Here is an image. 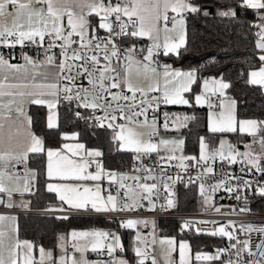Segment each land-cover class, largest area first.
Returning a JSON list of instances; mask_svg holds the SVG:
<instances>
[{
	"label": "snow or ice",
	"instance_id": "snow-or-ice-1",
	"mask_svg": "<svg viewBox=\"0 0 264 264\" xmlns=\"http://www.w3.org/2000/svg\"><path fill=\"white\" fill-rule=\"evenodd\" d=\"M60 5L53 7L52 0H0V19L8 16L13 17V24L11 27L0 24V46L14 48L17 45L25 47L28 45H36L38 48H43L47 37V47L44 49L45 59L43 61L35 60L29 55L22 52L21 58L23 64H11L8 59L0 55V98L4 96L12 97L7 103L0 100V131L3 130L5 122L10 124H18L21 129L26 131L30 143L22 152H5L0 153V162L14 160L17 163L23 161L27 162L28 153H42L45 151L42 141L32 134L30 128H25L24 119L25 113L23 105L28 102L35 105H45L49 109L47 126L49 129L57 128V121L55 113L52 111L56 108L57 102L61 99L68 102H77V107L92 110L93 126L104 127L105 120L108 121V127L112 129L113 141L118 142L117 147L121 151H129L135 155V159H140L141 155H150L158 153L160 146L170 153L166 159L168 161L179 159L180 163L177 165L181 168H187L191 165H186L185 161L195 160L197 166L202 165V171L198 173L196 180L207 173H212L213 168L208 165V161L215 160L217 157L220 161L227 164H236L238 158L243 167L241 171H245L247 167L249 172L253 175H264V121L240 119L235 115V102L231 101L227 104L223 100L216 105L211 100L209 93L215 96L225 98V90L230 87V84L221 79H204L203 92L194 94L196 105H204L210 109L218 107L220 111L210 112L208 116V131L210 133H235L247 134L253 138V143L259 141L261 152L254 153L252 146L246 144L248 149L245 152H239L234 145L226 140H220V148L211 155L206 152L207 144L203 138L200 140V155L199 157L175 155L178 151H183V140H164L161 139L159 144L153 141V137L157 135V125L155 120L150 121L147 113L149 109L155 112L159 105H190V100L185 97V93L193 91V85L198 83L197 70L181 71L174 69L171 65L163 64L158 59H153L154 56H168L170 54H179L181 48L186 49V32H185V17L184 13L199 14L201 9L199 6L192 3V0H153L150 4L143 3V0H84L82 5H77L73 8L71 0H57ZM47 4V10L43 7H36V5ZM240 5L243 8L251 9L257 13L258 19L261 21L257 27L259 31L256 33L258 39L256 41V48L260 50L258 59L261 66L258 70H252L248 73V83L252 85H259L264 88V0H240ZM169 11L175 15L169 16ZM145 12H150L149 16H145ZM90 15L100 17L97 25H94L87 19ZM204 15H209L204 12ZM222 17H235L234 10L218 12ZM67 16V30L62 23L63 17ZM109 17H114L109 20ZM127 17L125 21L123 18ZM163 20L165 27L163 29L158 27L159 21ZM171 23V28L167 27ZM119 31H116V28ZM99 29H104L109 33L108 37H101L98 34ZM163 32V43L160 42V34ZM74 36L80 38L79 48H74L73 45L77 43ZM148 37L153 42L146 48H141L137 52L135 45L132 47L120 48L119 44L114 43L113 38L120 39L121 42L125 38ZM57 41L61 43L57 45ZM95 41V43H93ZM103 45L104 56L103 59L107 63L101 65L98 55L94 54ZM55 47H59L60 63L56 65L59 69L58 73H49L47 71L38 72L37 68L41 65H55L57 59L56 54L49 55V52ZM147 53L144 55V53ZM71 53V55H70ZM93 53V54H89ZM121 55L127 63L121 61ZM142 56L143 59H139ZM115 58L117 64L123 69V75L118 70L116 65H113L112 59ZM79 61L81 63H71ZM136 65L137 71H143L146 78L154 81L150 83L147 88L133 85L129 79V71ZM162 69V71L160 70ZM68 73L61 75V73ZM75 72V75L72 73ZM98 73V75H97ZM86 76L90 88H81L73 93L72 89L75 87V81L78 77ZM38 77L40 82H37ZM68 81L67 85L61 86L59 81ZM161 80L163 81L161 85ZM17 89L18 91L4 92L2 89ZM114 89H120L119 92H113ZM125 89L127 91H125ZM159 92V95H149L150 93ZM131 92L132 95H127ZM83 93V95H81ZM107 93L111 96V101H108L104 95ZM137 94L142 99L139 105L136 103ZM16 97H19L17 100ZM123 100L126 103L121 105L118 101ZM103 101V103H101ZM112 102H117L113 107ZM16 112V116L8 115L9 112ZM97 109L104 111L105 115L100 117L95 115ZM127 109V110H126ZM79 119H86L84 115L77 112ZM144 117L143 121L140 117ZM167 118V113H165ZM179 122L177 127H184L187 121L194 119V117L184 116L177 117ZM123 120L121 124L118 121ZM31 121L28 120V125ZM165 129L170 126L165 121ZM119 129L117 132L116 129ZM136 129H147L146 132H138ZM145 136L147 138H145ZM64 140H76L77 136L64 135ZM63 150L71 152L72 156H79L80 161L70 159L64 154ZM63 150H47V181L46 190L48 193L55 194L56 198L61 202V206L54 211H84L95 213H114L132 210L134 208L143 207L142 200H147L150 209L155 208L154 197L159 199V192L154 191L158 189L157 183H137L135 188L128 185L127 188L134 192L131 197L132 203L119 199V190L117 194L113 195L111 189L107 197L101 195V188L97 185L94 189L88 186H80L76 184L66 183L67 181H99L102 174L111 176L113 180L116 179L115 173H105L103 169L98 168L95 174L88 172L90 164L96 163L93 159L86 160L84 156L85 146L82 143H76L73 146L65 143ZM102 153L99 150L87 151L88 157H100ZM165 157L161 156L160 160ZM8 165L0 163V193H7L11 197V190L4 186L2 178L5 175H15L14 173H7ZM140 169H136L139 171ZM36 178V172L29 170L28 175L24 178V190H30V180ZM233 177L225 174V177L210 186L211 193L223 190L229 196L237 201L243 200V206L240 212L249 211L246 197L240 194L241 189H248L252 187L251 180H243L242 177H235L240 183L235 187L228 181ZM132 179L139 181L140 177L121 174L119 176V189L126 187L124 181ZM145 181L156 180L153 175L143 177ZM169 180L172 178L169 176ZM177 180L182 181L179 175ZM65 183H60V182ZM195 180L189 177L187 183H194ZM164 190L167 192L166 205L161 204L162 210L166 208H173L175 201L172 199V186L161 180ZM173 184L176 181H172ZM138 189L139 191H136ZM19 191V189H15ZM200 195L205 206H212L216 212H220L219 207L212 204V196L208 194L209 188H206L203 180L199 184ZM256 193L264 197V184L259 181L256 182ZM127 195V192L125 193ZM3 201H0L2 203ZM63 205H68V209H64ZM12 207V204L8 205ZM19 206L26 207L21 204ZM235 213V209H232ZM61 219H68L67 216L57 217ZM111 218V217H109ZM14 217L0 216V222L4 220H14ZM147 221L127 219L122 220L120 227L132 229L138 224H147ZM213 225L212 229H208V225ZM196 226L197 233L206 232V234L213 237L227 238L229 241L235 240V243L229 245V249H236V260L229 259L227 264H264V238L259 244H253L248 239L243 241L235 236L236 229L234 222L216 226V221H185L183 228H191ZM15 231V229H13ZM241 232L253 233L257 232L264 237V227H256L254 225H241ZM6 233L0 230V264H57L53 260V254L50 251H45L40 248L39 261L34 260L31 255L34 245L29 241L15 240L11 243L5 242ZM73 240L83 241L82 247L75 246L77 251L82 253L78 259H73L72 264H129L123 258H117L114 252L117 249L123 251L120 244V237L113 232L91 230V231H73L71 233ZM63 239V238H61ZM109 239L112 243H105ZM137 241L143 243V238L137 233ZM166 244L169 249V255L174 248L175 241L172 239L161 241ZM240 245V247H237ZM91 248V251L98 255H103L106 249L109 259L107 261L99 260L90 262L83 257V252ZM256 251H252V248ZM5 251H7V258H5ZM136 256L139 258L137 264H144L146 252L140 248L134 249ZM189 245L181 242L179 244V264H190V257L187 255ZM224 250H218L215 255H208L197 253L195 260L197 262H210L220 259V254ZM247 252L250 259L245 260L243 254ZM258 257V258H257ZM58 264H66V261L61 258ZM153 264H156L153 261ZM171 264V262H169Z\"/></svg>",
	"mask_w": 264,
	"mask_h": 264
},
{
	"label": "trees",
	"instance_id": "trees-1",
	"mask_svg": "<svg viewBox=\"0 0 264 264\" xmlns=\"http://www.w3.org/2000/svg\"><path fill=\"white\" fill-rule=\"evenodd\" d=\"M199 6V14L185 13L186 49L181 48L179 54L164 56L170 65L178 67H192L197 70L198 77H219L230 84L225 90L227 97L235 102V115L237 118H252L257 121L264 119V97L261 89L247 82V73L259 64L256 56L254 42L258 39L250 26L257 18L256 12L241 7L239 0H192ZM234 10L235 17H222L218 12ZM209 15L205 16L204 12ZM129 43L139 46L142 40L125 38ZM161 57V56H160ZM189 117L186 126L181 130L184 134L183 151L195 153L199 136H202L208 147H213L218 142L221 133H210L206 127L205 107H184ZM28 113L32 129L40 134L44 147H57L60 142V133L74 131L77 139L87 148H97L102 165L115 169L128 167L133 160L130 152L119 151L117 142L113 141V132L107 127H90L71 121V110L58 107L57 128L49 129L44 123V109L30 106ZM229 141L238 148L241 143L250 139L249 135L223 133ZM26 169L36 172L33 180V190L25 195L24 207L27 210L53 209L61 206L52 193L44 188V154L32 153L27 156ZM172 199L175 201V210H192L203 207V199L197 185L176 184ZM251 209L264 213V197L251 199ZM64 207V205H63ZM68 219L54 214H41L22 212L16 214V233L18 239H25L36 248H44L53 254L57 262L59 256L66 257V241L63 252L59 249L60 235L66 240L71 230L87 229L92 226H116L121 253L129 264H137L138 260L133 252V232L127 228L119 227L114 221H109L102 216L66 215ZM183 223L171 219H160L158 227L167 234L174 235L177 239H186L192 252L205 251L213 253L216 247L222 245V240L206 232L197 233L193 226L183 228ZM219 262V260H217Z\"/></svg>",
	"mask_w": 264,
	"mask_h": 264
},
{
	"label": "built area",
	"instance_id": "built-area-1",
	"mask_svg": "<svg viewBox=\"0 0 264 264\" xmlns=\"http://www.w3.org/2000/svg\"><path fill=\"white\" fill-rule=\"evenodd\" d=\"M240 1V0H239ZM114 17H109V20H113ZM125 21L127 19L123 18ZM67 30V27H65ZM251 29L253 32L257 33L258 29L251 25ZM116 31H119V28H116ZM101 37H108L109 33L105 31L103 34L100 35ZM73 39L77 41L76 44L73 45L74 48H79V40L80 38L78 36H74ZM125 40V39H124ZM123 42H121L120 39L113 38L114 43L119 44L120 48L123 49L126 47V45ZM47 37L44 43L43 48H38L36 45H28L25 47H21L20 45H17L14 48L11 47H4L0 46V55L4 56L8 61H18L21 59L22 52L29 55L35 60L43 61L45 59L44 56V49L47 47ZM57 45H59L61 42L57 41ZM95 43V41L93 42ZM60 51L61 49L59 47H55L49 52V55L56 54L57 59L63 58L60 57ZM90 55L93 53H89ZM98 55L99 59H102L104 56L103 52V45H101V48L97 50L96 53ZM71 55V53H70ZM123 57V55H121ZM115 59V58H113ZM112 59V60H113ZM153 59H158L163 64L170 63L167 60H161L160 55L154 56ZM71 63H81L79 61L71 62ZM68 73H61V75H67ZM75 75V72L72 73ZM98 75V73H97ZM64 85L68 84V81L61 80ZM81 88H90V85L88 83V79L86 76L78 77L75 81V87H73L72 91L73 93L77 92ZM83 95V93H81ZM151 95H159V93H150ZM63 96V94H62ZM61 96V99L57 102L58 107H66L71 110V121L78 122L81 125H86L90 127H99V126H93L94 120L92 119V110L91 109H85L83 107H77V102H68L64 100ZM108 101H111V98H107ZM142 99V97L137 94L136 103L139 105V101ZM214 100H219V97H214ZM103 103V101H101ZM113 107H115L117 102H112ZM119 104L123 105L126 102L123 100L118 101ZM166 105H159L157 110L153 112L151 109H149L147 116L152 121L155 120V123L157 125V135L153 137V141L157 140L159 137V134L162 131H166L164 124L165 121L169 124L171 127L170 118L167 115V118L165 117L166 113ZM127 110V109H126ZM79 112L82 115L86 117V119H79L76 115V113ZM95 115H98L100 117H103L105 115L104 111L97 109L95 112ZM104 127H108V121L105 120ZM170 127L168 129H170ZM167 129V130H168ZM159 155L157 153H152L150 155H143L140 157V159L132 160L130 165L128 167H125L123 169L118 170V174H130L132 176H139L144 177L148 175H153L156 177V180H150V184L157 183L158 189L154 191L159 192V199H154L155 208L152 210L150 209V205L147 200H142L141 204L143 207H138L137 209H132L128 211H122V212H114V213H94V212H55V211H49V210H22L21 212H34V213H41V214H54V215H86V216H102L108 219L109 221H114L117 225L120 226V223L122 220L126 221L128 218L135 217V218H150L151 223L146 227V230L142 234L143 238V250L146 252V257L144 258V264H152L154 261L155 256V240L158 236L161 234H167L164 230H160L158 227V221L160 219H171L176 220L178 222L184 223L185 221H199V220H207V221H216V226H221L224 224H227L229 222H234V227L236 229L235 236L237 239L243 241L245 239L250 240L253 242V244H259L261 242V239L264 237H261V235L257 232L253 233H246L241 232L240 227L241 225H254L256 227H264V213L263 212H256L251 209V199L255 197H261L258 193H256V182L259 181L261 184H264V175L262 174H256L253 175L252 172L255 170H252V172H249L247 167H245V171H241V168L243 167L242 163L239 162L240 158H238V162L236 164H227L219 160L217 157L215 160H209L208 165H210L213 168L212 173L204 174L200 177V180H203L205 183L206 188H209L208 194L212 196V204L215 207L220 208V212H216L214 210V207L212 206H204L199 207L197 209L192 210H175L173 208H166L164 210L161 209L160 205L165 204L166 205V198H167V192L164 190L163 185L161 183V180H163L165 183H168L172 186V190L175 187L176 184H184V185H197L199 186L200 180H196L195 178L198 176V173L202 171V165L197 166L195 160L193 161H185L184 163L186 165H191L187 168H181L177 165L180 163L179 159L168 161L166 157L169 155L168 153L160 152L158 151ZM165 157L164 160H160V157ZM86 160H93L91 158H86ZM96 163L90 164L89 167L93 168L96 172L98 168L102 169V162L100 159L95 158L94 159ZM8 165L6 171L7 173H14L15 175H19L22 177H26L28 175L26 171V165L25 162L21 161L17 163L14 160H9L6 162ZM136 169H140L139 171H136ZM228 174L232 176L233 178L230 179L228 182L233 185L234 187L240 183L235 177H242L243 180H251L252 181V187L248 189H241L240 194L242 197H246L247 199V206L249 211L247 212H240V208L243 206L244 201L240 200L237 201L236 199L229 196V194L226 191L220 190L216 192L215 194L211 193L210 186L214 185L217 181L225 177V174ZM181 177L182 181L177 180V176ZM171 177L172 179L169 180L168 177ZM189 177H192L195 182L194 183H187L189 181ZM172 181H176L175 184L172 183ZM129 182H135L132 179H127L124 181L125 185H127ZM110 189L113 192V195L117 194V190H119V199L126 200L125 198V188L119 189V181H113L110 183ZM33 190V180H30V190L25 191V194H30ZM235 209V213L232 212V209ZM3 209H0V212H2ZM12 211V210H11ZM14 212V210L12 211ZM111 217V218H109ZM196 227L195 225H193ZM213 225L209 223L208 229H212ZM93 228H96V226H93ZM107 232H113L116 233V229L114 226H110L106 228ZM117 235V233H116ZM222 240V245L218 250H224L220 254L219 261L222 264H227V261L229 259L236 260V249H229V245L232 243H235V240L229 241L227 238H220ZM77 240H73L71 238L69 242L67 243L66 247V254L70 255L73 252L74 246L76 245ZM105 243H112V240L109 239L108 241H105ZM237 247H240L238 245ZM252 251H256V249L253 247ZM93 256L97 261L104 260L107 261L109 259V256L107 255L106 249L104 250L103 255H98L96 252H92ZM114 255L117 257L121 255V250L117 249L114 252ZM243 258L245 260L250 259L248 257L247 252L243 254ZM258 258V257H257Z\"/></svg>",
	"mask_w": 264,
	"mask_h": 264
},
{
	"label": "crops",
	"instance_id": "crops-1",
	"mask_svg": "<svg viewBox=\"0 0 264 264\" xmlns=\"http://www.w3.org/2000/svg\"><path fill=\"white\" fill-rule=\"evenodd\" d=\"M71 2H72V5H73V8H76L77 5H82L84 3V0H71ZM152 2H153V0H143V3H145V4H150ZM52 3H53V7L54 8L60 6L57 3V0H52ZM36 7H43L45 10H47V4H44V5H36ZM144 15L147 17V16L150 15V12H145ZM168 15L171 17V16H173L175 14L174 13H171L169 11ZM184 15H185V13H184ZM256 15H257V13H256ZM124 18L127 19V17H124ZM87 19L90 20L94 25H97V26H98V23L100 21V17L99 16H96V15H90V16L87 17ZM62 23L64 24L65 27L67 26V16L63 17ZM260 23H261V21L258 19V16L252 22L253 25H258ZM0 24L7 25V26L11 27L12 24H13V17L12 16H8V17H6L4 19H0ZM158 27L161 28V29H163L165 27V23H164L163 20L159 21ZM167 27L171 28V23L170 22L168 23ZM250 28H251V26H250ZM255 28H257V27H255ZM105 31L106 30H104V29H99L98 34L101 35ZM258 31H259V29H258ZM253 33L256 35L255 32H253ZM136 39H139V40H142L143 41V42H141V44L139 46H135L137 52H139V50L141 48H146L147 46H149L153 42L148 37H137ZM160 42L163 43V32H161V34H160ZM124 44L126 45V47H132L134 45L133 43H129L127 39L124 40ZM257 51H258V53H257L256 56L258 57L260 51L259 50H257ZM146 54L147 53L145 52L144 55H146ZM170 55H173V54H170ZM160 56H161L160 57L161 60L164 59L163 58L164 57L163 55H160ZM61 59L62 58L56 59L55 65H46V66L41 65V66H39L37 68V71L38 72L47 71L49 73H58L59 72V69L56 67V65H58L60 63V60ZM139 59L142 60L143 57L140 56ZM121 61L123 63H125V64L127 63V61L124 60V56L121 57ZM9 63L14 64V65L15 64H23L24 61L21 58L18 61H9ZM100 63H101V65H103V64L107 63V61H105L102 58V59H100ZM112 63H113V65H116L117 66L118 70L121 71V74L123 75V69H121L119 67V65L117 64L116 59H113L112 60ZM171 66L174 69H178V70H181V71H189V70L195 69V68H192V67H178V66H173V65H171ZM260 66H261V64L259 62V64L255 68L250 69L248 71V73L250 71H252V70H258ZM160 70L162 71V69H160ZM248 73H247V81H248ZM217 78H219V77H213V76H208V77H201L200 76V77H198V83L195 84V85H193V91L190 92V93H185L184 94L185 97L190 100V105H166V107H167L166 108V113H167L168 117L170 118V120H171V114L173 112L182 114L183 117L184 116H189L185 112V110L183 109L184 107H191V106H193V107H205V106L196 105L195 98H194L193 95L199 89H203V80L204 79L210 80V79H217ZM129 79L133 83V85L138 86V87H143V88H147L150 83H153L154 82V81L146 78L142 70L141 71H137V68H136V65L135 64H133V67L129 71ZM37 82H40V78L39 77L37 79ZM59 83H60L61 86H64V84L62 83L61 80L59 81ZM162 83H163V81L161 80V85H162ZM256 86H258L261 89V91L263 93V97H264V88H261L259 85H256ZM2 91H4V92H8V91L15 92V91H18V90L17 89H8L7 87H5L4 89H2ZM112 91L113 92H119L120 89H114ZM125 91H127V90L125 89ZM155 93H159V92L157 91ZM104 95L107 98H111V96L108 95L107 93H105ZM127 95L131 96L132 94L130 92H127ZM209 96H210V98H211V100L213 101L214 104H216V105L219 104L218 102H219V100H220L221 97H219L218 94L215 95V96H213V95H211V93H209ZM216 96L219 97V100H217V101L214 100V97H216ZM225 96H226V94H225ZM227 98H229L232 101H234L230 97H227ZM11 99H13V98L12 97H9V96H4V97L0 98V100H2V102H4V103H7ZM16 99L18 100L19 97H16ZM30 106H38V107H42L44 109V123H45L46 126H47V122H48L49 109L45 105H35V104H32V103L26 102L23 105V111L25 113L26 119L24 117L21 118V119H24V126H25V128H30L32 134L35 135L37 138H39L42 141V145L44 147L42 136L40 134H38L37 132H35L32 129L31 124L28 125V120L31 121L30 115L28 113V110H29V107ZM205 109H206V107H205ZM52 111L55 113V117H56V121H57L58 120V105ZM8 115H10L12 117H15L16 116L15 110L13 109V111L9 112ZM143 119H144L143 116L140 117V120H143ZM118 122L119 123H124L123 120H119ZM107 128H109V127H107ZM183 128L184 127H179V129L177 131H171V127H170V129H168L166 131H162L159 134L158 139L155 140L154 142H156L157 144H159L158 142L161 139H164V140H177V141L183 140L184 141V134L181 132V130ZM64 135H68V136L76 135L77 136L76 132H74V131H63V132L60 133V138H61L60 144L57 147H46V148L44 147L45 151L42 152L44 154V176H45V179H46L45 180V183H44L45 190H46V181H47V175H46V172H47V150L48 149H52V150H63V145L65 143L69 144L70 146H73L76 143H82L78 139H76V140H71V139L64 140L63 139V136ZM222 135L226 136L225 134H222ZM145 138H147V137H145ZM201 138H203V137L202 136H199V138H198V144H197V151L195 153H186L184 151H182V152L181 151H178V152L175 153V155L177 157H179L181 155H186V156H194V157H197L198 158L199 155H200V140H201ZM218 142H219V138H218ZM28 143H30V139L27 137L26 131L24 129H21L18 124H10V123L5 122L3 130L0 131V153H5V152H9V151H12V152H22L26 148V146H27ZM117 149H118V147H117ZM92 150H99V149H97V148L93 149V148H87V147H85V152H84L85 159L86 158H91V159L98 158V159L101 160L100 157H88L87 156V151H92ZM63 151H64V154L67 155L70 159H73V160H76V161H80V157L79 156H72L71 155V152H69L67 150H63ZM119 151H121V150H119ZM158 151L164 152V153H168L167 151L164 150V147L163 146H160L158 148ZM238 151L241 152V150H238ZM124 152H129V151H124ZM130 153L133 156V160H136L135 159V155L136 154H134L132 152H130ZM29 154H32V153H28V155ZM168 154H170V153H168ZM142 156L143 155H141V157ZM7 161H9V160L6 159V161L0 162V163H6ZM102 169H103V171L105 173H114V170L116 172H118V170H120V169H115V168H112V167H109V166H106V165L105 166L102 165ZM29 170H31V169H29V168L26 169L27 173H29ZM88 172L89 173H92V174H95L96 173V171L93 168H90V167H88ZM116 172H115V174H116ZM2 180H3L4 186L7 187L9 190H11V197H9V195L7 193H0V201H3L2 203H0V209H3L2 212H0V216L14 217L15 218L14 220H4L3 222H0V230H3L6 233L5 242L7 244V243H11V242H13V241H15V240L18 239L17 238V233H16V214L17 213H20L19 211L27 210L24 207L19 206L22 203L24 204V198H25V195H27V194L24 193V177L19 176V175H11V176L10 175H5L2 178ZM110 180H111V182L114 181L111 176H105V175L102 174L101 179L99 181H90V180L89 181H67L66 183L76 184V185H80V186H88V187H92L93 189L97 185H99V187L101 188V195L106 198L107 197V195L105 194V191L107 190L106 183H108ZM140 180L143 183L150 184V180L145 181L143 179V177H140ZM115 181H119V180H115ZM60 183H65V182H62L61 181ZM131 183H132L131 186H133V188H135L136 181L135 182H131ZM15 189H19V191H16ZM173 190H174V188H173ZM173 190H172V192H173ZM136 191H139V190L136 189ZM53 195L56 198L55 194H53ZM133 195H134V193L132 195H129L130 197H127L125 195V198H126L125 201H127L128 203H132L131 197H133ZM9 204H12L13 206L12 207H9L8 206ZM63 208L64 209H68V205H64ZM53 209H55V208H53ZM134 209H137V208H134ZM11 210L12 211L14 210V212H12ZM44 210L54 211V210H50V209H44ZM55 212L64 213V212H83V211H55ZM59 216H66V215L59 214ZM130 219L143 220V221H147L148 222L147 224H140V226H141V232L142 231L144 232L146 230V227L148 225H150V223H151V219L150 218H147V217H145V218H135V217H131ZM107 227H110V226H96L95 229L98 228L97 230H99V231H105ZM114 227L116 229L117 235L119 236L116 226H114ZM13 229H15V231H13ZM130 230H132V232H133V252L135 254V251H134L135 247H140V248L143 249V243L137 241V239H136V237L134 235V230L133 229H130ZM73 231H77V232H79V231H91V229L71 230L69 232V234H71ZM169 239H172V240H174L176 242L175 245H174L173 250L170 253V255H169L168 246L166 244H162L161 243V241H166V240H169ZM18 240H20V241H28V240H25V239H18ZM181 242L186 243V244L189 245V251H188L187 255L190 257V264H222L220 261L218 262L217 260L210 261V262H197L195 260V255L196 254L194 252H192L189 242L186 239H177L172 234H161L160 236H158L156 238V240H155V256H154V261L156 262V264H169V262H171V264H179V261H180L179 244ZM81 243L83 244V241ZM92 252L93 251H91V248L89 247V249L86 251L87 257L88 258H91V259H93L95 261H97L95 259V257L93 256V253ZM195 252H198V251H195ZM199 252L200 253H203V254H208V255H215L216 254V250H214L213 253L205 252V251H199ZM4 255H5V258H7V251H5ZM31 255L33 256L34 260L39 261V259H40V248H36L35 250L33 248ZM135 256H136V254H135ZM61 257L62 256L60 255L59 256V260H61ZM73 258H74V255L72 256V260H73ZM117 258H123V259H125L127 261L126 257L122 253H121V255L117 256ZM66 259H67V257H66ZM136 259L138 260L139 258L136 256ZM65 261H66V264H67V260H65ZM19 264H22V261L19 262Z\"/></svg>",
	"mask_w": 264,
	"mask_h": 264
},
{
	"label": "rangeland",
	"instance_id": "rangeland-1",
	"mask_svg": "<svg viewBox=\"0 0 264 264\" xmlns=\"http://www.w3.org/2000/svg\"><path fill=\"white\" fill-rule=\"evenodd\" d=\"M217 79H219V78H217ZM211 80V79H210ZM203 92V89H199L197 92H195L194 94H200V93H202ZM131 93V92H130ZM132 94V93H131ZM194 96V95H193ZM221 100H223L224 101V103L225 104H227V103H229V102H231L232 100L231 99H229V98H227L226 96H225V98H220V100H219V102L218 103H220L221 102ZM219 105V104H218ZM199 106H205L206 107V126H207V128H208V116H209V113L210 112H213V111H215V112H219L220 111V109L218 108V107H216V108H213V109H210L208 106H207V104H204V105H199ZM177 117H183V115L182 114H179V113H176V112H173L172 114H171V120H170V122H171V131H177L178 129H179V127H177V125H178V121H177ZM238 120H240V119H250V120H255V119H252V118H237ZM150 120V119H149ZM141 121H143V120H141ZM151 121V120H150ZM261 121H264V119L263 120H261ZM121 124H123V123H121ZM116 131L118 132L119 131V129L117 128L116 129ZM136 131H138V132H146L147 131V129H136ZM170 131V130H169ZM146 137V136H145ZM221 139H223V140H226V141H228L229 143H231L232 145H234L232 142H230L229 141V139L226 137V136H224V135H222V136H220L219 137V142H217L215 145H213V147H208L207 146V148H206V152H208L210 155L213 153V152H215V151H218L219 150V148H220V140ZM159 143V142H158ZM246 144H248V145H251L252 146V151L254 152V153H260L261 152V147H260V143H259V141H257L256 143H253V138L250 136V139L249 140H247V141H244V142H242L241 143V147L240 148H238L237 146H235L236 147V149L237 150H241V152H245V151H247L248 149L245 147V145ZM93 149H95V148H93ZM113 172V171H112ZM116 171L114 170V173H115ZM121 174H118V172H116V179L115 180H119V176H120ZM128 176L129 177H131L132 175H130V174H128ZM113 181V180H112ZM110 183H111V180L108 182V183H106V187H107V190L105 191V194L106 195H108L109 194V189H110ZM137 183H143L141 180H139V181H136V183H135V185L137 184ZM128 185H132V183L131 182H129L127 185H126V187H125V193L127 192V197H130L129 195H132L134 192L133 191H131V190H129L128 188H127V186ZM199 187V186H198ZM112 192V191H111ZM112 194H113V192H112ZM129 201V200H128ZM34 211H38V210H34ZM34 213V212H33ZM130 219V218H129ZM193 228H194V230L195 231H197L196 230V227H194L193 226ZM87 229H91V230H97V229H95V228H93V227H89V228H87ZM133 230H134V235H135V237H137V233H139V235L140 236H142V234H143V231L141 232V226H140V224H138L135 228H132ZM80 230H84V229H80ZM209 230H211V229H209ZM106 231V230H105ZM61 238H63V235H60V237H59V243H58V246H59V249L61 250V252H63V247H64V244H65V241H66V245H67V243L69 242V240L72 238V236H71V234H69L68 233V235H67V238H66V240L65 239H61ZM82 241H78L77 240V243H76V245L75 246H81L82 247V243H81ZM81 243V244H80ZM74 246V249H73V252H72V254H71V256L70 255H68V254H66V257H67V259H66V257H64L63 259L64 260H67V264H72V256L74 255V258L73 259H78V258H80L81 257V255H82V253L80 252V251H77L76 250V247ZM220 247H216L214 250H216V253H217V251H218V249H219ZM195 254H197V253H200L199 251L198 252H194ZM83 257L85 258V259H87L88 261H90V262H94L95 260H93V259H91V258H88L87 257V255H86V251H84L83 252Z\"/></svg>",
	"mask_w": 264,
	"mask_h": 264
},
{
	"label": "water",
	"instance_id": "water-1",
	"mask_svg": "<svg viewBox=\"0 0 264 264\" xmlns=\"http://www.w3.org/2000/svg\"><path fill=\"white\" fill-rule=\"evenodd\" d=\"M256 41H257V39H256L255 42H254V46H255V49H256V50H259V49L256 48ZM259 51H260V50H259ZM239 152H240V151H239ZM144 177H145V176H144Z\"/></svg>",
	"mask_w": 264,
	"mask_h": 264
}]
</instances>
